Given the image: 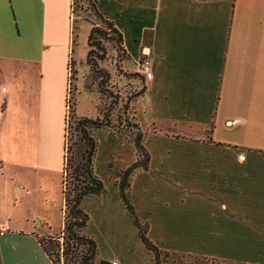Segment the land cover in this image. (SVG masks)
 Here are the masks:
<instances>
[{
    "label": "crops",
    "instance_id": "crops-1",
    "mask_svg": "<svg viewBox=\"0 0 264 264\" xmlns=\"http://www.w3.org/2000/svg\"><path fill=\"white\" fill-rule=\"evenodd\" d=\"M26 5L0 0V118L8 121L0 124V264H27V257L30 264H53L38 242L48 233L40 234L33 220L11 229L6 212L27 196L37 166L55 168L53 130L60 134L62 165L68 47H35L34 78L16 84L10 75L15 59L26 63L33 56L31 47L15 53L7 42L41 32L27 20ZM95 5L120 31L131 61L149 60L150 77L141 71L143 92L130 102L148 168L128 178V199L146 222L147 237L162 252L264 262V0ZM52 50H61L65 66L59 109L54 91L47 98L44 67ZM18 90L27 94V108L12 124L10 101ZM86 90L97 94L94 117L99 95L83 87L76 94ZM97 129L108 138L122 133Z\"/></svg>",
    "mask_w": 264,
    "mask_h": 264
},
{
    "label": "rangeland",
    "instance_id": "rangeland-1",
    "mask_svg": "<svg viewBox=\"0 0 264 264\" xmlns=\"http://www.w3.org/2000/svg\"><path fill=\"white\" fill-rule=\"evenodd\" d=\"M69 3L70 0H27L25 6L27 20L30 19L31 23L35 21L41 32L35 34L33 30H30L27 31V36L10 37L7 43L12 52L17 53L22 50L27 52V47H31L29 51L33 56L26 63L15 59L14 72L10 75L16 84L20 83V79L27 80V75L34 78L35 69L39 64V51L35 47H68L67 76L65 66L62 65L61 50L48 51L46 67H44L48 101L50 102L51 97L54 98V91L59 109L61 105L59 91L62 78L64 80L66 76L65 114L68 109L73 108L76 115L92 117L98 101L97 94L89 90L76 94V91L82 87L87 89L94 84L91 82V74L85 68L84 63L86 34L91 23H100L89 11L86 0H71L70 9ZM101 41L105 46V57L98 61V66L109 75L106 87L112 94L117 93L122 97L140 90L143 58L133 62L129 56H126L120 61L122 56L119 52L112 48L108 41ZM56 42L58 45H54ZM22 45L26 47H21ZM23 94L22 91H16L15 97L10 101L12 124L19 117H23V110L27 108L23 106V102L27 101V94L25 97ZM7 98L10 100L9 97ZM116 112V108L112 110V121ZM129 113L131 114L130 108ZM70 121L67 117L66 142L75 150L79 142L76 140ZM5 123L8 121L0 118V124ZM105 128L109 130L107 126ZM121 132L114 138H108L102 129H97L93 133L95 139L93 170L102 181L104 193L102 196L85 195L82 197L80 207L87 214V222L83 231L96 244V259L114 258L119 264H153L150 253L140 241L137 229L126 213L117 188L122 171L133 160L132 142L136 133L133 129ZM53 133L57 140L55 168L43 169L39 166L35 168L34 180L31 181L27 196L23 198L20 196L14 206L7 207L6 212L11 215L9 219L11 229L25 225L27 227L32 220L40 234L42 232L57 234L62 226L64 214L60 184L61 168H58L60 156L56 155L60 146V134L55 130ZM24 221H27L25 225H23ZM29 261L30 257H27V264H30ZM60 261L62 263L61 259ZM158 262L159 264H233L196 255L162 251L159 252ZM259 264H264V262Z\"/></svg>",
    "mask_w": 264,
    "mask_h": 264
},
{
    "label": "trees",
    "instance_id": "trees-1",
    "mask_svg": "<svg viewBox=\"0 0 264 264\" xmlns=\"http://www.w3.org/2000/svg\"><path fill=\"white\" fill-rule=\"evenodd\" d=\"M86 1L89 11L100 23L90 24L86 34V51L84 55L85 66L91 74V82L94 83L89 88L94 89L99 95L97 115L94 117L77 116L73 108L68 109L65 114L60 180L64 214L62 226L57 234L48 233L39 236L38 242L53 264H112L106 259H96V244L83 231L87 222V214L81 209L80 201L85 195L104 193L102 181L93 170L92 160L95 150L93 131L107 126L109 135H112L114 131L133 129L136 131L132 142L134 148L133 160L122 171L117 188L126 213L137 229L140 241L150 253L153 264H159L158 255L160 250L147 237L146 222L139 220L128 199L129 176L135 170H146L149 160V154L141 143L142 134L138 130L133 116L129 113L130 102L143 92V77L140 75L142 88L131 95L126 94L124 97L119 96L117 93L112 94L106 87L109 75L98 66V61L105 57V46L101 40L108 41L112 48L119 52L122 56L120 61L127 54L122 47L120 31L99 12L95 0ZM118 102H120L119 105ZM115 108L117 112L112 121L111 114ZM67 117L71 120L70 126L76 135V140L79 142L75 150L66 142Z\"/></svg>",
    "mask_w": 264,
    "mask_h": 264
},
{
    "label": "built area",
    "instance_id": "built-area-1",
    "mask_svg": "<svg viewBox=\"0 0 264 264\" xmlns=\"http://www.w3.org/2000/svg\"><path fill=\"white\" fill-rule=\"evenodd\" d=\"M148 66H149V60L146 58H143V60L141 62V70H142V72L146 78L150 77V72L148 70ZM112 264H117V263L112 261Z\"/></svg>",
    "mask_w": 264,
    "mask_h": 264
}]
</instances>
